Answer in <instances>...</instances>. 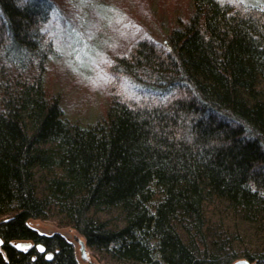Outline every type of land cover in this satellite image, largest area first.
<instances>
[{
    "label": "trees",
    "instance_id": "16d2710c",
    "mask_svg": "<svg viewBox=\"0 0 264 264\" xmlns=\"http://www.w3.org/2000/svg\"><path fill=\"white\" fill-rule=\"evenodd\" d=\"M162 1H130L168 35L126 13L108 103L76 121L47 80L56 0H0V264H79L29 219L112 263L264 264V0Z\"/></svg>",
    "mask_w": 264,
    "mask_h": 264
},
{
    "label": "rangeland",
    "instance_id": "374dc122",
    "mask_svg": "<svg viewBox=\"0 0 264 264\" xmlns=\"http://www.w3.org/2000/svg\"><path fill=\"white\" fill-rule=\"evenodd\" d=\"M130 1L134 0H56L54 19L61 18L64 24L55 26L58 54L48 61L47 80L59 95L66 115L73 120L84 121L87 116L94 118L103 113L108 90L105 82L95 80L94 73L107 65V59L114 52L127 49L132 39L123 45L125 26L138 19L152 35L163 40L168 35L170 25L164 17L158 15L162 23L150 13L137 17L136 3ZM176 1L161 2L165 16L175 10ZM129 12H135L133 21L127 17ZM132 27L134 31L136 28ZM133 31L128 32L134 34ZM29 224L40 233H60L66 237L74 246L79 264H125L101 259L72 226L62 225L55 219H29ZM80 239L85 242L84 253Z\"/></svg>",
    "mask_w": 264,
    "mask_h": 264
},
{
    "label": "water",
    "instance_id": "95a60500",
    "mask_svg": "<svg viewBox=\"0 0 264 264\" xmlns=\"http://www.w3.org/2000/svg\"><path fill=\"white\" fill-rule=\"evenodd\" d=\"M3 240L0 238V245L2 244ZM80 243H81V249H82V253H84V250H85V242L83 240L80 239ZM16 245L19 247V248H27V247H30L32 245V242L30 240H21V241H17L16 242ZM37 247L39 248V250H44L45 247L43 244H37ZM47 256L50 257L52 256V252H48L47 253ZM232 264H250L249 261L245 258H242V259H239L235 262H233Z\"/></svg>",
    "mask_w": 264,
    "mask_h": 264
},
{
    "label": "flooded vegetation",
    "instance_id": "af4514ba",
    "mask_svg": "<svg viewBox=\"0 0 264 264\" xmlns=\"http://www.w3.org/2000/svg\"><path fill=\"white\" fill-rule=\"evenodd\" d=\"M31 242H32V245H33V244H34L33 241H31ZM37 244H39V243H37ZM37 244H36V246H37ZM40 244H42V243H40ZM32 245H31V246H32ZM31 246H30V247H31ZM30 247H27V248H30ZM44 247H45V246H44ZM27 248H23V249H27ZM37 248H38V247H37ZM21 249H22V248H21ZM45 249H46V248H45ZM45 249L41 251V250H39V248H38V250H39L40 252H45V251H46ZM47 253H48V252H46V257H47L48 259L52 258V256L48 257V256H47ZM249 263H250V262H249Z\"/></svg>",
    "mask_w": 264,
    "mask_h": 264
}]
</instances>
